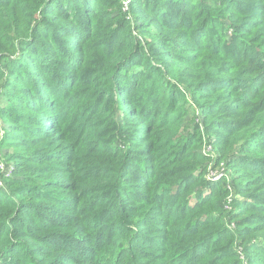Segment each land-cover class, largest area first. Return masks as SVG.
Returning <instances> with one entry per match:
<instances>
[{"label":"trees","instance_id":"obj_1","mask_svg":"<svg viewBox=\"0 0 264 264\" xmlns=\"http://www.w3.org/2000/svg\"><path fill=\"white\" fill-rule=\"evenodd\" d=\"M129 1L0 0V261L264 264V0Z\"/></svg>","mask_w":264,"mask_h":264},{"label":"rangeland","instance_id":"obj_2","mask_svg":"<svg viewBox=\"0 0 264 264\" xmlns=\"http://www.w3.org/2000/svg\"><path fill=\"white\" fill-rule=\"evenodd\" d=\"M125 1H127V0H123V2H125ZM129 7H130L129 4L127 5V7H126V3L123 4L122 12L125 15H127V18H130L131 23L134 24L133 19L129 15ZM5 104H6L5 101L2 99L0 101V106L1 105L4 106ZM193 110H194V107H193ZM195 112H196V115H199L198 110H196ZM198 121L201 122L200 119ZM222 123H224V122H222ZM184 126L191 129L193 126V122L191 121V119L187 118L185 120ZM3 129L4 128H2V130L0 132V142L1 143H4L3 140L5 138V136H4L5 132ZM201 135L204 138L203 140H205L204 133ZM260 142H261V140L257 139L255 143H260ZM199 153L203 157L204 156L206 157V155L210 153L209 161L208 160L205 161V170H206L205 181L208 183V187L213 192H217L221 188L219 183H223V189L225 190L226 194H225V198H224L223 203H222V207H223V211H224L223 212V215H224L223 218H225L226 221H224V223H223V219H222V223L226 227L228 234L229 233H235V229L237 227H242L245 224L247 217H249L251 213L248 212V210H247V212L245 211V212L239 213L240 215L236 219H232L229 217L228 214L233 211L234 205H236L240 208L242 206H252V207H257L258 209H264V208H262V207H264V204H255L254 202H250V201L246 200L245 201L246 205H242L241 198H237L238 197L237 195H239L238 191H243V192L249 191V192L255 193L256 189L252 190L251 185L257 186V180L251 181V185L247 186L246 182H245L246 181L245 177H240L237 173L229 170L224 163H216L215 159H216L217 153L215 152L214 148L206 146V141L204 142L202 149H200ZM6 156H7V151L5 152L4 150L0 149V173L6 174V175H11V173H13L12 171L14 170V165L12 163H7L6 161H4ZM239 163H243V162L239 161ZM248 165H251V164H248ZM259 167L264 170V164H261ZM232 175L235 176L234 186H233V176ZM230 178H231V180H230ZM239 183H241V185ZM2 188H3V184L0 183V189H2ZM238 189H243V190H238ZM243 194L244 195H241V196H247L246 193H243ZM236 201H239V202L236 203ZM242 215H244V216H242ZM210 226L213 229H215L218 225L216 223H214V221H212L210 223ZM251 229H253V228L251 227ZM254 229H258V228H254ZM254 229H253V231H254ZM249 239L251 241V244H253L257 249H259V251L261 253L260 255L261 256L264 255V228H261L258 231V234H256V235H255V231H254V234ZM255 239H261V241H255ZM236 255L242 264H248L247 256L244 253L242 247H237ZM172 262H173L172 258H167L161 264H172ZM0 264H7V262L0 261Z\"/></svg>","mask_w":264,"mask_h":264},{"label":"built area","instance_id":"obj_3","mask_svg":"<svg viewBox=\"0 0 264 264\" xmlns=\"http://www.w3.org/2000/svg\"><path fill=\"white\" fill-rule=\"evenodd\" d=\"M129 0H127V1H125V2H123V4H125L126 3V7H127V5L129 4Z\"/></svg>","mask_w":264,"mask_h":264}]
</instances>
